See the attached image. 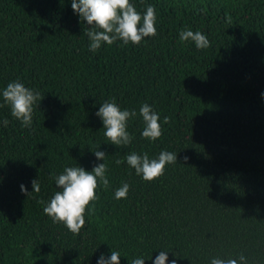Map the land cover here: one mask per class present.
Here are the masks:
<instances>
[{
  "label": "trees",
  "instance_id": "trees-1",
  "mask_svg": "<svg viewBox=\"0 0 264 264\" xmlns=\"http://www.w3.org/2000/svg\"><path fill=\"white\" fill-rule=\"evenodd\" d=\"M132 2L141 12L155 6L157 34L92 53L90 26L70 0H0V88L19 80L42 97L30 127L0 101V119L9 120L0 125V264H96L109 248L121 264L154 249L172 251L177 264L241 253L264 264V0ZM186 27L206 34L210 47L180 41ZM106 99L137 112L151 104L161 137L143 138L138 115L128 122L132 143L113 145L95 115ZM163 149L177 162L152 181L115 163ZM95 150L106 153L110 185L98 181L74 234L41 201L58 190L51 177L66 165L102 163ZM33 179L39 192H30ZM123 182L127 198L114 199Z\"/></svg>",
  "mask_w": 264,
  "mask_h": 264
},
{
  "label": "clouds",
  "instance_id": "clouds-1",
  "mask_svg": "<svg viewBox=\"0 0 264 264\" xmlns=\"http://www.w3.org/2000/svg\"><path fill=\"white\" fill-rule=\"evenodd\" d=\"M73 13L79 19L86 21L90 26L86 35L88 37V50L96 53L103 45H112L121 41L123 45L139 44L142 40L157 34V13L154 5H147L144 11H138L132 0H70ZM230 23L231 19L226 18ZM182 42H193L197 49L210 47V40L206 34L191 28H183L178 33ZM260 97L264 100V91ZM42 99L40 93L27 87L19 80H13L0 88V101L7 105L11 115L21 122L23 127H30L34 105ZM95 115L102 122L103 135L115 146H128L134 140V134L128 130V122L139 115L143 128L141 136L149 141H156L162 135L161 116L151 104L142 103L139 110L135 108H122L115 99H106L99 103ZM163 122H168V117H163ZM9 120L0 119V125L7 127ZM97 161L88 170L77 164L65 166L63 171L51 177L57 191L47 201H41L44 205L43 213L51 218L53 223H62L69 231L79 234L85 225L86 209L98 196L96 189L98 181L107 189L110 185L108 177V165L105 162L106 153L102 150L93 151ZM187 159V157H185ZM177 162V152L161 150L155 156L147 152L138 153L131 151L125 157L117 159V165L127 164L134 170L135 175L145 181H152L164 174L166 165ZM2 179V178H0ZM32 191L39 192L40 184L37 179L31 181ZM22 192L27 191L23 183L20 184ZM130 185L123 182L114 189L113 198H127ZM29 193V192H27ZM97 248V247H96ZM156 251L153 257L152 253ZM151 256H136L131 264H145L151 260V264H177L176 259H170L167 249H154ZM174 256V255H173ZM119 250L109 248L107 252H100L96 257V264H121ZM210 264H248V258L241 253L238 257L221 258L214 256Z\"/></svg>",
  "mask_w": 264,
  "mask_h": 264
}]
</instances>
